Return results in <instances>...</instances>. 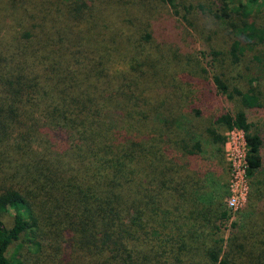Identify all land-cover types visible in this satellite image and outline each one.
<instances>
[{
  "label": "trees",
  "instance_id": "1",
  "mask_svg": "<svg viewBox=\"0 0 264 264\" xmlns=\"http://www.w3.org/2000/svg\"><path fill=\"white\" fill-rule=\"evenodd\" d=\"M45 3L0 0V264H264V0Z\"/></svg>",
  "mask_w": 264,
  "mask_h": 264
},
{
  "label": "rangeland",
  "instance_id": "2",
  "mask_svg": "<svg viewBox=\"0 0 264 264\" xmlns=\"http://www.w3.org/2000/svg\"><path fill=\"white\" fill-rule=\"evenodd\" d=\"M46 3L44 4L45 6H48V4L52 1V0H35V3H40V2H45ZM42 16H46V14H42ZM41 16V17H42ZM47 18V16H46ZM200 20V19H199ZM65 22V20L63 19H59L58 20V24L57 25H62L63 23ZM202 24H207L206 21L204 20H201ZM44 24V30L45 31H48L50 30V28L52 27V23L49 22L48 20H45L43 22ZM87 28L86 26V23L84 22H79L78 24H72L70 25V28L67 30V35H69L71 32H79V31H85V29ZM215 29V26L210 23L209 24V27H208V30H214ZM128 30H126L125 28H122V32H127ZM39 34H40V30H39ZM193 34L195 36H197L196 33L193 32ZM115 35L117 36V34L115 33ZM107 36L108 37H111L110 34L106 33V36L104 35V37H100L99 38V44L102 45V44H105L107 42ZM53 47H55V43H52ZM92 45H96V43L92 44ZM199 47V45H198ZM200 49V47H199ZM244 72V71H243ZM229 107H230V104H227ZM261 115L255 118L260 119ZM241 136H243L242 134H238L237 137H232L229 141L227 139V144L225 145V157H224V167H226L227 169L230 167L233 166L234 170L237 172V168L238 166H240L242 164V160H243V157H244V150H243V146L241 145ZM230 135L227 136V138H229ZM226 179H227V183L230 184V180H231V175H230V169H229V173L226 175ZM238 182V185L235 187L233 186V191H232V195H233V203H234V207L236 209L242 207L244 208L246 203H247V199H246V193H247V190H248V185H247V177L244 176V174L242 173H239L238 176L235 178L234 177V181H233V184L235 182ZM232 184V185H233ZM12 216V213L11 215ZM9 222L10 221V218H8Z\"/></svg>",
  "mask_w": 264,
  "mask_h": 264
},
{
  "label": "built area",
  "instance_id": "3",
  "mask_svg": "<svg viewBox=\"0 0 264 264\" xmlns=\"http://www.w3.org/2000/svg\"><path fill=\"white\" fill-rule=\"evenodd\" d=\"M238 134H240V135L242 134L243 135V136H241V139H242L241 145L243 146L244 157H243V160H242V164L240 166L236 167L237 168V172L234 170L233 166L231 167V165H230V167H229V169H230V175H231V180H230V184H229L230 196H229V198L227 200V203H228L229 207L232 208L233 212H235V211L239 210L240 208H242V207H240V208L236 209L233 206L234 205V203H233L234 200H233L232 191H233V186L236 187L238 185V182L237 181L233 184L234 177L236 178L239 173H242V174H244V176H246V171H245L246 170V143H245V139H244V134L240 130L234 129V130L226 133V138H227L228 135H230V137L227 138L228 141L232 137H237ZM226 144H227V140H226ZM224 152L226 153L225 147H224ZM247 185H248V182H247ZM247 193H248V190H247ZM247 193H246V199H247Z\"/></svg>",
  "mask_w": 264,
  "mask_h": 264
}]
</instances>
